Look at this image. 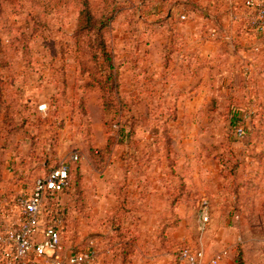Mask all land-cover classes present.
Masks as SVG:
<instances>
[{
    "label": "rangeland",
    "instance_id": "374dc122",
    "mask_svg": "<svg viewBox=\"0 0 264 264\" xmlns=\"http://www.w3.org/2000/svg\"><path fill=\"white\" fill-rule=\"evenodd\" d=\"M89 2L111 18L109 119L124 117L106 126L109 65L95 37L76 34L80 1L0 0L1 225L19 221L14 199L78 156L71 190L44 207L60 264L89 252L85 264H180L185 248L205 264H235L240 251L264 264V48L254 72L246 59L264 31L247 0Z\"/></svg>",
    "mask_w": 264,
    "mask_h": 264
},
{
    "label": "built area",
    "instance_id": "2783aa9c",
    "mask_svg": "<svg viewBox=\"0 0 264 264\" xmlns=\"http://www.w3.org/2000/svg\"><path fill=\"white\" fill-rule=\"evenodd\" d=\"M246 6L255 12L256 29L263 32L264 1L247 0ZM243 135L244 131L241 128L238 130V137ZM78 160V156H72L70 161H60L36 180L34 189L29 195H22L13 200L19 221L16 223L8 221L7 225L3 226L0 220V264H60L57 250L61 243V230L56 219L44 222L43 218L46 215L44 207L48 197L57 198L63 192L69 182L70 164ZM1 217L0 202V219ZM202 220L204 225L209 221L206 211L202 213ZM92 259V252L75 255L69 259V264H85ZM178 261L180 264H205L204 253L185 248L180 251ZM217 262L215 259L211 263L217 264Z\"/></svg>",
    "mask_w": 264,
    "mask_h": 264
},
{
    "label": "trees",
    "instance_id": "16d2710c",
    "mask_svg": "<svg viewBox=\"0 0 264 264\" xmlns=\"http://www.w3.org/2000/svg\"><path fill=\"white\" fill-rule=\"evenodd\" d=\"M80 1V9H79V23H78V30H77V36L82 38V37H95L96 41H97V58H95L96 60L99 61H103V64H108V71H106L104 73L105 75V80L103 81L100 80L98 83L101 84L100 86V90L102 92V99H106V102L102 104V109H103V113H104V125H108L110 122L118 119V121L120 119H122L124 117L123 114L115 113L114 116L112 117V120H110L109 118L111 117V113L112 110L114 108L112 102H110L109 98L111 96V94H109V92L107 93V86L106 84L108 83H113L115 85V88L117 90V78H118V72H116V74L114 75L113 71H114V66L112 64V54L110 53V51L108 50L107 47V39H106V35L109 32V23L111 22V18L109 19H105V20H100L98 21V19L96 18V16L94 15L91 7H90V2L89 0H79ZM3 12L2 7H0V13ZM16 33H18V30H15ZM8 34H10V36L13 35L12 31H8ZM18 38L19 40H15V38L12 39V41L15 42H24L25 39L27 38L26 34L22 33H18ZM15 37V36H14ZM3 37L1 36L0 38V44L2 42ZM25 48V45H24ZM0 53H2V49H0ZM0 66H2L0 64ZM4 66V65H3ZM2 66V67H3ZM203 67V66H201ZM200 67V68H201ZM199 82V81H198ZM112 84V86H113ZM114 88V86H113ZM241 128H237L236 129V134L238 135V130ZM244 131V130H243ZM245 137V132L244 135L240 138H244ZM75 164V163H73ZM57 165V164H56ZM53 167V166H52ZM51 167V168H52ZM50 168V169H51ZM49 169V170H50ZM48 170V171H49ZM46 174V173H45ZM72 188V169L70 170V177H69V182L68 185L64 188L63 192L60 194H64L66 192H69ZM60 195L55 198V197H48L46 200V203L51 202V204H56ZM135 245V241L132 240V242H124V246L128 249V250H133V246ZM59 248V247H58ZM183 250V249H182ZM181 251V250H180ZM180 253V252H179ZM179 255V254H178ZM178 258V257H177ZM235 264H245L244 259H243V255L242 252L240 251L239 255L237 256L236 260H235Z\"/></svg>",
    "mask_w": 264,
    "mask_h": 264
},
{
    "label": "crops",
    "instance_id": "0c3cea01",
    "mask_svg": "<svg viewBox=\"0 0 264 264\" xmlns=\"http://www.w3.org/2000/svg\"><path fill=\"white\" fill-rule=\"evenodd\" d=\"M249 48H251V52L248 54V56H246L247 66H248L249 70L254 72L257 69L258 63H262L261 59H263L262 55L259 57L258 54H254V50L258 49L259 51H261V50L263 51L264 44L252 40V41L249 42ZM199 60L202 61L203 63L205 61H208V59H206L204 57H200ZM187 61H188L189 65L186 68H193V66L190 64V63H192V61L190 62V59H188ZM200 67H201V64H199L198 66H195L194 68H196V71H200L201 73H202V71H206V72L212 71L211 68H208L206 66H203L201 68ZM257 75L263 76L262 72H260V73L258 72ZM200 83L201 82H198L196 87H198V86L201 87L202 84L200 85Z\"/></svg>",
    "mask_w": 264,
    "mask_h": 264
}]
</instances>
